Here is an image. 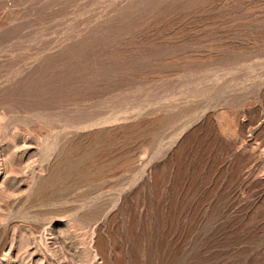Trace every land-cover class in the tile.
<instances>
[{
    "label": "rangeland",
    "instance_id": "obj_1",
    "mask_svg": "<svg viewBox=\"0 0 264 264\" xmlns=\"http://www.w3.org/2000/svg\"><path fill=\"white\" fill-rule=\"evenodd\" d=\"M0 264H264V0H0Z\"/></svg>",
    "mask_w": 264,
    "mask_h": 264
}]
</instances>
